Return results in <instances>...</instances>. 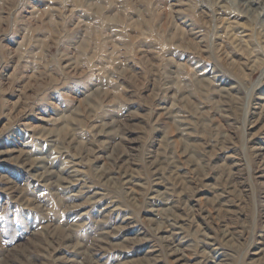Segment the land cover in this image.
Returning <instances> with one entry per match:
<instances>
[{
  "label": "rangeland",
  "instance_id": "374dc122",
  "mask_svg": "<svg viewBox=\"0 0 264 264\" xmlns=\"http://www.w3.org/2000/svg\"><path fill=\"white\" fill-rule=\"evenodd\" d=\"M0 264H264V0H0Z\"/></svg>",
  "mask_w": 264,
  "mask_h": 264
},
{
  "label": "bare ground",
  "instance_id": "6f19581e",
  "mask_svg": "<svg viewBox=\"0 0 264 264\" xmlns=\"http://www.w3.org/2000/svg\"><path fill=\"white\" fill-rule=\"evenodd\" d=\"M244 1L247 3V5H250L253 2V0H244Z\"/></svg>",
  "mask_w": 264,
  "mask_h": 264
}]
</instances>
